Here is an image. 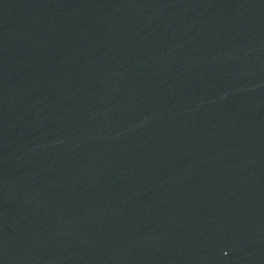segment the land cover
Wrapping results in <instances>:
<instances>
[{"label":"water","instance_id":"obj_1","mask_svg":"<svg viewBox=\"0 0 264 264\" xmlns=\"http://www.w3.org/2000/svg\"><path fill=\"white\" fill-rule=\"evenodd\" d=\"M0 264H264V0H0Z\"/></svg>","mask_w":264,"mask_h":264}]
</instances>
